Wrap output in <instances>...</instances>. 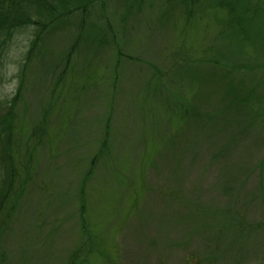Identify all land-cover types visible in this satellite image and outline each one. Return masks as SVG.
<instances>
[{"label": "rangeland", "instance_id": "374dc122", "mask_svg": "<svg viewBox=\"0 0 264 264\" xmlns=\"http://www.w3.org/2000/svg\"><path fill=\"white\" fill-rule=\"evenodd\" d=\"M188 1L92 0L30 58L17 35L0 264H264V0Z\"/></svg>", "mask_w": 264, "mask_h": 264}, {"label": "trees", "instance_id": "16d2710c", "mask_svg": "<svg viewBox=\"0 0 264 264\" xmlns=\"http://www.w3.org/2000/svg\"><path fill=\"white\" fill-rule=\"evenodd\" d=\"M181 1L185 2L186 8L190 7L191 1ZM91 2L92 0H0V72L3 67V58L11 44L15 42L17 35L22 32L25 33L26 30H33L27 57L30 58L31 53L48 32L54 31L65 25L69 22L68 20L70 18L77 15L79 16V14L81 15L80 24L84 22ZM226 7L224 6V8ZM226 9L232 16V9L228 7ZM232 22L235 23L233 24ZM230 23L238 25L239 20L233 17L230 19ZM77 41L78 40L73 44L74 46L69 54H72L73 49L76 48ZM187 62L188 60L184 59L181 63L184 65ZM19 94L20 89L18 90L16 98H18ZM15 101L16 100L13 99L11 102L14 104ZM195 106L196 105L192 103L190 107ZM187 115L188 112L185 109L184 112H182V117L188 119ZM14 119L13 107H10L5 114H0V209L8 200L16 179H18L16 161L12 155L15 130ZM108 128L109 127H107V129ZM179 128L181 129L182 127L178 125V128L175 129L178 130L177 133L174 131L177 137L173 140V143H178L180 136H188L185 137L187 140L191 138L188 127L182 130H179ZM171 133L172 131H168L167 134L170 135ZM108 147L109 141L107 139L102 144L100 149L102 151L98 152L90 163L91 168L90 172H88L89 178L92 176L91 173L95 169L97 161L101 158L103 152L107 151ZM15 201L17 200L15 199ZM1 229L2 227L0 226V230Z\"/></svg>", "mask_w": 264, "mask_h": 264}]
</instances>
